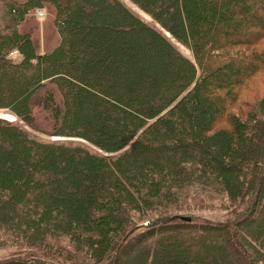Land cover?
<instances>
[{
	"label": "trees",
	"instance_id": "1",
	"mask_svg": "<svg viewBox=\"0 0 264 264\" xmlns=\"http://www.w3.org/2000/svg\"><path fill=\"white\" fill-rule=\"evenodd\" d=\"M127 1L152 23L123 0L7 6L0 108L34 128L49 110L51 135L95 150L0 119V248H18L0 264H264V96L241 98L264 75V0ZM50 5L59 41L40 51L18 23ZM203 193L243 214L151 215Z\"/></svg>",
	"mask_w": 264,
	"mask_h": 264
},
{
	"label": "rangeland",
	"instance_id": "2",
	"mask_svg": "<svg viewBox=\"0 0 264 264\" xmlns=\"http://www.w3.org/2000/svg\"><path fill=\"white\" fill-rule=\"evenodd\" d=\"M21 0H0V29H4V27L9 24V15L7 12V6L9 3H19ZM124 3L137 15H139L143 20H145L148 23H152L151 19L148 15L144 14L142 11L135 8L132 4H130L127 0H123ZM50 6H47L46 9V17H43L42 11L35 14L34 11L29 12L28 16L24 18L23 21H20L18 23V29L23 32H28L31 35V38L33 40V43L35 44L37 50L40 51H48L51 50L59 41V35L56 33L54 28V10ZM167 36H169V33H166ZM179 46V49L183 52V54L190 59H192V56L190 54V51L186 49L183 46ZM17 50V49H13ZM12 50V51H13ZM11 51V52H12ZM18 51V50H17ZM11 52L9 53V57L18 60L16 57H13L11 55ZM16 51H13V54ZM18 53H20L18 51ZM21 55V53H20ZM21 58V56H20ZM34 62V60H32ZM264 79V75L261 77L254 78L250 82V90H245V92L242 93L241 98L248 101L251 104H256L263 96H264V83L261 81ZM50 90L48 93L53 92V98L52 100H46L49 107L52 109V111H55V107L61 104V98L60 91H58L53 85H49ZM44 91H40L39 95H43ZM59 102V103H57ZM237 107V106H235ZM42 108V107H41ZM14 120H12V119ZM0 119L5 120L7 122L12 123H19V125H22L28 133L34 137L37 140L40 141H46V140H62L65 142H73V143H81L84 146L90 147L93 150L95 148L87 143L79 142L77 138L73 137H57L51 135V124L52 119L50 117L49 110H41L40 108L36 109L35 116H34V127H29L26 124H23L22 120H17V117L8 112L6 109L0 108ZM245 209V201L244 200H238L234 204H231L227 200L219 199V197H208L205 193L203 194H189V196L181 203V204H171L170 206L164 208H155V211L152 212L151 215L154 216H172L175 215L178 218L179 216H190L193 219H195L197 222H210V223H220V222H226V221H233L237 220L239 218V215L243 214V211ZM145 218L139 219V223H143ZM179 220V219H178ZM21 250H25V252H29L26 248H20ZM15 250H18V248H15L14 246H4L0 248V259L6 258L8 255H10ZM37 250V249H36ZM227 253L229 257V253L224 250H217L212 251L211 255L214 256L215 261L213 262H220L217 259L218 253ZM129 254V253H128ZM130 255V254H129ZM192 254H188L187 257H191ZM26 257V255H25ZM190 259V258H189ZM224 260V258H223ZM68 264V263H65ZM139 264V260H138Z\"/></svg>",
	"mask_w": 264,
	"mask_h": 264
},
{
	"label": "built area",
	"instance_id": "3",
	"mask_svg": "<svg viewBox=\"0 0 264 264\" xmlns=\"http://www.w3.org/2000/svg\"><path fill=\"white\" fill-rule=\"evenodd\" d=\"M40 11H42V14H43V17L45 18L46 17V11H45V9H43V8H39L38 10H36V12H35V14H37L38 12H40ZM13 51H16L15 53L16 54H13ZM12 52H11V55H13V57H16L17 59L19 58L20 59V53H18V51L17 50H13ZM18 59V60H19ZM12 119V118H11ZM12 120H14V119H12ZM149 222L148 221H146V222H144V225H147Z\"/></svg>",
	"mask_w": 264,
	"mask_h": 264
},
{
	"label": "water",
	"instance_id": "4",
	"mask_svg": "<svg viewBox=\"0 0 264 264\" xmlns=\"http://www.w3.org/2000/svg\"><path fill=\"white\" fill-rule=\"evenodd\" d=\"M178 219L181 220V221H186V222H191L193 220L192 217L185 216V215L184 216H179Z\"/></svg>",
	"mask_w": 264,
	"mask_h": 264
}]
</instances>
